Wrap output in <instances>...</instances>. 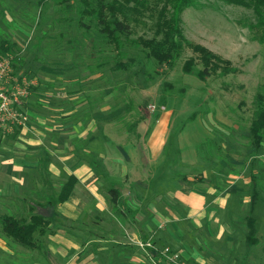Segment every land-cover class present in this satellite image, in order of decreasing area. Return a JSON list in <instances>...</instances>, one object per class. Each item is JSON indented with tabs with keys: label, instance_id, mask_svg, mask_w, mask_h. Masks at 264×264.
Wrapping results in <instances>:
<instances>
[{
	"label": "rangeland",
	"instance_id": "obj_1",
	"mask_svg": "<svg viewBox=\"0 0 264 264\" xmlns=\"http://www.w3.org/2000/svg\"><path fill=\"white\" fill-rule=\"evenodd\" d=\"M195 1L196 6L181 15L184 37L230 61L238 73L213 74L202 80L197 76L200 64L186 72L185 63L197 57L188 47L172 66L149 57L147 51L133 43L138 38H157V14L151 16L149 12L141 18L129 13L127 22L132 35L119 36L121 43L116 46L101 32L102 26L95 17L81 14L79 0H0V64L9 62L4 63L6 70L0 68L2 77L9 71L5 77L0 76V96L7 99L5 107L9 108V112L0 111V122L3 129L13 127L10 137L23 128L16 127L20 126L18 123L13 125V112L26 116L30 122L27 126L32 128L34 120L22 105L23 100L30 92L41 90V81L47 76L57 88H65L59 73L70 74L72 82L78 83L76 89H98L96 96L90 97L93 110L102 116L99 127L118 143L130 138L136 142V130L128 132V123L143 117L152 128L160 113L168 108L173 111L171 122L185 123L181 132L173 127L176 133L170 137L168 134L171 145L168 143L166 153L181 154L168 163L173 169L169 195L179 188L178 179L192 178L195 187L213 184V189L219 188L221 192L217 191L213 198L220 204L225 198L226 208L215 210L210 222L206 220L204 224L202 215L197 213L195 221L199 223L191 220L180 225L179 230L170 224L162 230L157 227L164 233L172 226L176 240L185 245L177 249L175 241L156 240L157 254L148 251L153 262L148 261L264 264V139L258 148L252 133L257 113L264 109V0H245L252 7L225 0ZM3 41L12 44L11 53L1 48ZM94 74L98 82L88 81ZM107 112L114 113V122L104 128ZM255 195L258 200L252 212ZM31 213L26 210L20 217L30 220ZM44 213L48 214L47 210ZM250 214L257 220L258 230V244L252 248L246 243V217ZM3 233L0 264H17L18 255L42 251L43 236H36L40 248L30 250L8 237L4 230ZM31 259L34 261L35 257Z\"/></svg>",
	"mask_w": 264,
	"mask_h": 264
},
{
	"label": "crops",
	"instance_id": "obj_2",
	"mask_svg": "<svg viewBox=\"0 0 264 264\" xmlns=\"http://www.w3.org/2000/svg\"><path fill=\"white\" fill-rule=\"evenodd\" d=\"M59 75L65 88L47 76L42 89L23 100L32 128L28 120L10 137L13 127L4 130L0 122V235L4 215L22 219L28 210L30 217L43 214L49 221L42 251L16 255L17 264H153L148 260L157 251L156 240L175 241L183 249L172 226L164 233L157 227L170 224L179 230L196 222L197 213L204 224L215 210L226 208L225 198L221 204L213 198L219 188L195 187L192 178L178 179L179 188L169 195L173 169L168 163L181 154L166 153V147L175 128L181 132L185 123L171 122L173 111L166 108L152 128L146 120L137 126L136 142L118 143L99 127L102 116L91 100L98 89H76L70 74ZM87 80L96 82L98 76ZM113 122L114 113L107 112L102 127ZM71 177L76 185L69 199L59 202ZM112 189L120 190L117 203Z\"/></svg>",
	"mask_w": 264,
	"mask_h": 264
},
{
	"label": "trees",
	"instance_id": "obj_3",
	"mask_svg": "<svg viewBox=\"0 0 264 264\" xmlns=\"http://www.w3.org/2000/svg\"><path fill=\"white\" fill-rule=\"evenodd\" d=\"M72 0H64L70 2ZM81 4V14L95 17L102 26L101 32L106 36L110 43L119 46L121 40L119 36L129 37L132 35L131 25L127 22L128 14H135L144 17L150 12L151 16L157 14L154 23L155 34L157 38L144 39L138 38L133 43L136 47H142L148 52V56L154 58L160 64L175 63L184 50V47L190 48L197 57L188 60L184 65L186 72H191L193 67L200 64L197 76L204 80L213 74L228 76L238 73L239 70L232 67L230 61L213 53L208 48L186 40L181 27V15L185 9L196 6L195 0H79ZM228 3L252 7V4L245 0H225ZM162 5V6H161ZM264 5V4H263ZM161 6V8H159ZM135 21L141 20L136 18ZM264 24V19L261 20ZM261 24V23H260ZM160 37V38H159ZM264 43V39L261 40ZM15 47V46H14ZM1 48L5 52H12V44L3 41ZM120 68H123L120 66ZM220 71V73H219ZM258 119L253 124L252 133L254 134L256 146H262L264 139L262 131L264 129V109L257 113ZM145 118H139L133 124L128 123V132L135 131L137 126ZM76 185V179L71 177L62 188L58 201L64 203L67 201ZM109 194L112 200L117 203L120 198V190L112 189ZM256 195L252 199V212L257 204ZM248 221L249 234L247 236V247L252 248L258 244L257 238V220L249 215ZM5 234L12 238L20 246L30 250L40 248V240L37 235L43 236L46 228L49 227V221L42 214H34L30 220L18 219L15 216L4 215L1 218ZM43 245H41L42 247Z\"/></svg>",
	"mask_w": 264,
	"mask_h": 264
},
{
	"label": "built area",
	"instance_id": "obj_4",
	"mask_svg": "<svg viewBox=\"0 0 264 264\" xmlns=\"http://www.w3.org/2000/svg\"><path fill=\"white\" fill-rule=\"evenodd\" d=\"M8 61H5L4 63H7ZM4 63H2V64H0V68H5L4 67ZM9 63V62H8ZM5 70H6V68H5ZM8 70L6 71V75L8 74ZM3 75V77H5L6 75ZM1 77H2V75H0ZM2 77V78H3ZM1 97V96H0ZM2 98V100H1V106H0V111H5V112H9V108H6L7 107V105H6V107H5V104L7 103V99L5 98V97H1ZM16 101H18V99L16 100ZM153 109H155V107L153 108ZM12 116H13V123H18V124H20V126H26V124H27V122H28V119H27V117L26 116H24V115H21V114H19V113H16V112H13V114H12ZM167 251H169V249L167 250ZM170 252V251H169ZM173 257V256H172Z\"/></svg>",
	"mask_w": 264,
	"mask_h": 264
}]
</instances>
